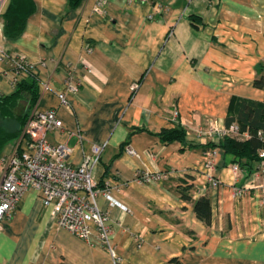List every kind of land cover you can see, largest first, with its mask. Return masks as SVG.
<instances>
[{"label":"crops","instance_id":"0c3cea01","mask_svg":"<svg viewBox=\"0 0 264 264\" xmlns=\"http://www.w3.org/2000/svg\"><path fill=\"white\" fill-rule=\"evenodd\" d=\"M33 1L24 33L9 39L10 0H0V96L14 93V63L23 58L32 69L19 82L33 74L51 85L33 109H57L63 127L51 142L72 147L75 165L91 145L104 147L94 177L114 200L100 196L98 205L110 217L119 264H264V204L255 191L237 194L247 179L230 168L234 158L218 146L208 151L218 140L198 134L209 120L226 126L238 99L264 102L255 84L264 78V0H85L76 9L69 0ZM69 74L79 90L61 106ZM178 126L185 142L161 139ZM144 173L162 178L145 183ZM189 176L193 200L212 201L210 226L179 192ZM0 264L116 262L60 227L32 190L4 221Z\"/></svg>","mask_w":264,"mask_h":264},{"label":"built area","instance_id":"2783aa9c","mask_svg":"<svg viewBox=\"0 0 264 264\" xmlns=\"http://www.w3.org/2000/svg\"><path fill=\"white\" fill-rule=\"evenodd\" d=\"M104 4L100 1L95 11L102 13ZM156 9L163 12L161 7ZM2 59L7 60L8 56L3 53ZM14 65L12 81L17 85L18 74L32 67L23 58H19ZM138 87L139 84L135 83L132 90L136 91ZM77 92L78 84L71 75H68L65 90L58 92L60 105H69L68 94ZM62 127L63 123L57 116V109L34 110L11 153L0 160V164L3 165V171L0 173V235L4 230L5 219L18 208L24 195L33 190L42 196L47 205L52 206L60 227L92 246L109 248L113 258L120 259L112 244L113 233L109 216L97 203L98 196L113 200L109 186L99 188L94 177V169L101 159L104 147L98 144L91 145L90 151L84 153L81 163L75 165L72 160L74 149L63 143L53 144L50 140V133ZM198 133L208 139L220 140L226 136L241 140L251 137L249 132L242 133L238 124L226 127L221 126L218 120H212L206 127L200 128ZM259 136L264 138L263 132H260ZM125 153L139 156L132 145L126 146ZM230 168L238 179H247L245 185L238 187L237 194L255 191L264 204V149L260 150L259 158L252 170L244 168L241 162H234ZM158 177L159 175L150 173L141 176L142 180L147 182ZM209 179V184L213 187L220 186V180L210 175Z\"/></svg>","mask_w":264,"mask_h":264},{"label":"trees","instance_id":"16d2710c","mask_svg":"<svg viewBox=\"0 0 264 264\" xmlns=\"http://www.w3.org/2000/svg\"><path fill=\"white\" fill-rule=\"evenodd\" d=\"M84 1L69 0V6L72 9H76ZM35 8L33 0H10L8 9L3 15L5 34L9 39H17L24 33L27 21L34 13ZM25 72L29 73L31 69L29 68ZM28 76V78L18 81L13 94L0 96V156H2L9 143L19 139L33 109L40 99L39 77L33 74ZM255 84L264 88V78L256 80ZM235 107V113L226 119V127L238 124L241 132H249L251 137L241 140L226 136L221 139L218 147L226 155H231L235 162H241L244 168L252 170L254 163L259 158L260 150L264 149V138L259 136L260 132L264 134V102L238 99ZM186 135V130L178 126L163 130L160 137L166 143L174 141L185 142ZM207 145L209 147L208 150L217 147L214 143H208ZM189 177L190 179L188 178L179 186V192L184 200L195 203L194 211L198 219L210 226L213 221L212 201L207 196L201 197L196 201L193 200L194 177Z\"/></svg>","mask_w":264,"mask_h":264},{"label":"rangeland","instance_id":"374dc122","mask_svg":"<svg viewBox=\"0 0 264 264\" xmlns=\"http://www.w3.org/2000/svg\"><path fill=\"white\" fill-rule=\"evenodd\" d=\"M36 72V71H35ZM38 73L36 72V75H37ZM69 75H71V74H69ZM38 82H39V84H40V91H41V93H42V90H48V89H50L51 88V85L48 83V82H43L42 80H41V77L38 75ZM73 77V76H72ZM68 79V78H67ZM17 84H18V82H17ZM47 86V87H46ZM66 87V86H65ZM65 90V89H64ZM78 90H79V86H78ZM58 92H60V91H58ZM34 112V110L32 111V113ZM212 120H209L208 122H211ZM209 124V123H208ZM207 124V125H208ZM198 130H200V129H198ZM199 134V133H198ZM210 140H218V143H214V144H216L217 146L220 144V142H221V140L220 139H210ZM13 143L14 142H12L10 145H13ZM212 143V142H211ZM13 147H14V145L12 146V148L11 149H8L7 151H5L4 152V154L2 155V156H0V160L1 159H4L5 157H7L10 153H11V151L13 150ZM126 148V147H125ZM215 149V148H214ZM213 149V150H214ZM210 150H212V149H210ZM209 150V151H210ZM1 166H3V165H1ZM2 171H3V167H2ZM144 174H146V173H144ZM144 174H142V175H144ZM151 174V173H150ZM141 175V176H142ZM153 175H155V174H153ZM158 178H162V176L161 175H159V177ZM140 179L142 180V178L140 177ZM143 181V180H142ZM154 181V180H153ZM207 181V183H209L210 182V179L208 178V180H206ZM143 182H145V183H149V182H147V181H143ZM152 182V181H151ZM211 187H213V185L212 184H209ZM98 187H99V185H98ZM100 188V187H99ZM213 188H215V187H213ZM99 197L100 196H98L97 197V203H98V199H99ZM22 201V200H21ZM21 203V202H20ZM20 205V204H19ZM107 214V213H106ZM108 215V214H107ZM109 216V215H108ZM109 219H110V217H109ZM112 230V229H111ZM113 238V237H112ZM112 244H113V242H112ZM114 246V245H113ZM105 248V247H104ZM106 249H108L109 250V252L111 253V251H110V249L109 248H106ZM111 256H112V254H111ZM113 257V256H112ZM114 259V258H113ZM121 260V258L120 259H114V261L116 262V264H119V261Z\"/></svg>","mask_w":264,"mask_h":264}]
</instances>
